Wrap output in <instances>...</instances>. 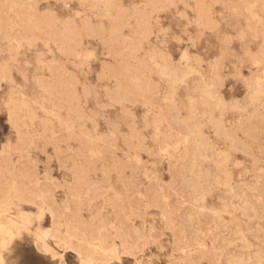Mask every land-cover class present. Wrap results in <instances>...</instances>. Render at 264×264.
<instances>
[{
	"label": "rangeland",
	"instance_id": "374dc122",
	"mask_svg": "<svg viewBox=\"0 0 264 264\" xmlns=\"http://www.w3.org/2000/svg\"><path fill=\"white\" fill-rule=\"evenodd\" d=\"M0 264H264V0H0Z\"/></svg>",
	"mask_w": 264,
	"mask_h": 264
},
{
	"label": "bare ground",
	"instance_id": "6f19581e",
	"mask_svg": "<svg viewBox=\"0 0 264 264\" xmlns=\"http://www.w3.org/2000/svg\"><path fill=\"white\" fill-rule=\"evenodd\" d=\"M21 208H22V207H21ZM43 245H44V244H43ZM47 245H48V244H47ZM42 247H43V246H42ZM43 248H44V247H43ZM47 248H48V247H47ZM49 248H50V247H49ZM49 248H48V249H49ZM48 249H47V250H48ZM43 250H44V249H43ZM49 250H50V249H49Z\"/></svg>",
	"mask_w": 264,
	"mask_h": 264
}]
</instances>
